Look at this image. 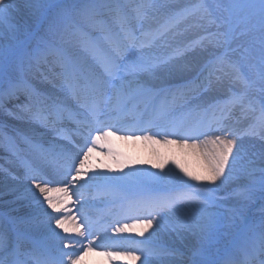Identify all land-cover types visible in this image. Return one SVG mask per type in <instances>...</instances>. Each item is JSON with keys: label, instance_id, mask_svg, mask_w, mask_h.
<instances>
[{"label": "rangeland", "instance_id": "374dc122", "mask_svg": "<svg viewBox=\"0 0 264 264\" xmlns=\"http://www.w3.org/2000/svg\"><path fill=\"white\" fill-rule=\"evenodd\" d=\"M29 3L30 0H13V9L8 13L6 19L0 22V44L5 48H10L15 47L20 42H25L29 50H35L37 45L43 40L47 42V48L38 59L36 57H26L22 67H20L17 62L10 64L7 71L11 74L13 79L22 81L26 86L32 89H35V85L38 82H44L52 94L56 96L55 98L54 95L45 96L41 94L48 99L49 103L58 102L66 104L69 110L75 112L74 110H79L76 101L62 88L63 80L61 73L64 71V68L61 59L67 58L74 61L78 66L91 69L92 67L88 64L91 62L96 64L97 61L94 54H91L92 47L94 45L96 47L98 45L97 42L104 44L109 43L106 37L126 42V34L132 32L135 36L139 37L137 44L143 42L148 45V47L143 49V52L153 61L160 62L172 58L168 64H161L160 71L156 74L161 80L167 83L176 80L181 81H179L178 84L171 83L156 89H167L171 86L180 85L174 91L177 93L178 101L185 99V102L180 101L181 104L178 108L184 107L185 109H183L184 113L182 115L172 119L182 123L185 127H194L203 121L204 126L201 128V131L208 134L199 136L196 140L197 144L210 140L214 138L215 135H221L219 131H216V129L220 127L216 121L221 117L220 109L223 107L224 102L234 93H239L244 89L245 85L243 82L245 80L252 84L251 87L247 88V95L243 104H238L231 110L229 116L236 114L237 119L230 121L226 120L224 123H229V128H232L240 138L244 154L256 160L257 178L259 177V168L261 167L260 155L261 152L264 151V139H261L258 134L256 136L248 134L251 126L256 123V117L259 115L260 101L262 95H264L259 90L258 73L260 67L258 49L260 32L258 25L253 28L251 25L240 22L239 26L236 27L235 31L228 38V43L226 45L223 47L215 46L210 44L209 40L219 38V40L223 42L225 37L221 35V33L227 30L226 27L218 28V22H214L216 17L222 15L221 10L217 7L218 4L221 3V0H119L120 8L118 10L114 2L112 10L104 9L102 13L92 18L84 16L76 17L75 21H67L61 24L57 31L48 32L46 28L36 29V18L33 15V9L29 7ZM193 4L203 5L204 8L207 9V12L200 10L193 13L191 16H182L183 10L191 7ZM138 9L142 10L140 14H138ZM209 13L211 15H209ZM241 15H243V13H241ZM113 20L115 22L118 21V23L115 24ZM101 25L104 26V28H101ZM33 32L35 33L34 36L31 35ZM195 42H202L203 47L190 49L184 52L182 56L177 55L178 52L189 49V46L193 45ZM107 47L108 50H105L106 52L111 50L109 45ZM225 52L230 53V60L220 66V71L216 72L212 77L214 85L211 88L202 87L199 91L189 92L188 95L184 97L179 95L180 91L187 92L189 87L198 83L197 77L203 79L200 70L205 63ZM82 55L84 58H82ZM94 67L96 69L98 68L96 65H94ZM203 75L206 76L207 73L205 72ZM147 79H149V77ZM151 83L154 85V81H151ZM161 98L163 97H158L156 103H159ZM167 98L169 100V95ZM190 99L194 100L191 106L188 105ZM26 103L27 97L21 92L18 99L7 102L6 110L2 112L7 120H13V118L17 116L16 114L22 117H32L35 120L34 122L41 125V131H54L58 133V135L51 136L58 142L57 145L53 143L41 144L44 148L49 149V153L60 151L62 148H71L73 152L77 151L78 149L72 147L69 140L76 145L83 144V142L80 143L81 139L76 136L77 126L73 123L75 121L74 119L65 118L61 119L62 121L59 124L51 122L45 124L37 119L33 112L27 110L21 111L20 106ZM250 107H255L256 112L252 113ZM148 112L151 116V106H149ZM80 118L82 117H76V119ZM100 118L103 120V114ZM167 119L172 120L170 117H167ZM123 121L124 119L116 121L114 124L116 128L121 125ZM153 128L154 127L149 128V134L154 133L155 129ZM157 129H159V127ZM15 130L18 131V135ZM15 130L6 126L0 128V133L3 132L4 135L2 136L4 141L0 144V147L3 146V148H6L8 147L9 141H13L9 132L20 137L19 139L26 137V135L21 133L16 127ZM61 133L66 134L69 139H65L64 135H61ZM115 135L119 136L122 134L116 132ZM156 139L161 140V143H157L155 146L149 144L144 153L141 148L138 149L134 145L128 146L123 143H121L120 148L114 149V151L119 154L118 159H122L125 162V166H127V162L132 168L133 173L141 179V182H139L137 186H117V190H112L110 192L111 194L104 193L106 194L104 200L108 202L106 204L116 202L113 201L114 198H111V195L115 193V196L123 193L125 197H140L137 207L134 208V206L131 205L126 211H117L116 208L118 205L113 204L107 211V215H109L108 218H111V220L117 213L127 211L139 212L140 215H147L148 209L141 208L138 210V208H140L145 201L154 198L174 200L177 196L195 191L198 188L208 189L215 187V185L208 184L204 181L195 182L188 180L180 171L182 167L193 174H202L204 162L197 149L180 147L179 141L177 144L165 145L163 143V138L160 136H156ZM30 141L34 142L35 140L31 138ZM186 143L190 145L193 141L189 139ZM16 147L18 148V146ZM25 147L37 152L38 150H44V148H37V146L31 144H26ZM208 147H211V145H208ZM95 151H98V148ZM147 151L150 156L146 154ZM14 154L15 155L11 157L10 160L0 158V173L2 171L6 175H11V169L14 168L16 171L29 174L27 173V166L21 167L19 165H31L34 167L39 165V167H47L44 159L45 156L42 154L36 164H31L25 159H30L31 156L29 157L27 152L23 150H19V152H15ZM123 156L124 158H122ZM104 159L107 158L105 157ZM160 163L165 165L163 169L155 166ZM85 171L90 175V168H86ZM177 177H180V179H177ZM183 181H187V184L195 185V188H188ZM247 184H249L248 179L244 176H240L238 180L230 184L221 185L215 193L220 201L219 206L208 209V211L214 215L218 214L222 223L217 241L210 249V251L216 253L215 259L222 261L226 258H230L229 256H234V258H232L233 260L240 262V264H244L252 254L259 250L261 243L260 235L261 232L264 231V228H262V226H264V197L261 196L258 187L253 201L244 206L243 216L238 217L237 222L231 227H225V225L230 223L229 220L226 219L229 211L240 207L237 197L243 190V186ZM89 185L91 187L95 184L81 182L71 191L76 194L79 189ZM102 198H104V196L88 200L87 202L90 203L88 209L92 210L94 207H100L98 205L102 207V202L104 201L101 200ZM68 199L70 201L69 207H72L71 216L74 222L80 226L78 216L89 217L87 213L85 214L86 211L83 210L86 203L85 201H81V198L76 197V195H70ZM124 200L120 202L122 205ZM75 201H79L80 203H75ZM24 206L26 205L24 204L23 207ZM27 207H29L27 209L30 210H41L46 208L47 205L45 204L41 207V205L36 202L34 205L29 204ZM200 207L201 206L196 203L177 205L175 210L165 213V227L156 230V232H159V235L161 234L164 236L170 233L175 239L176 236H179L182 241L189 240L192 242V252L191 250H189L190 252H186L188 256L186 258V264H192L194 259H199V253L206 247V242L200 237L198 229H180L177 231L173 230L169 225H176L181 221H190L198 217L200 215ZM77 208L80 209L79 213L76 211ZM115 211H117L116 214H114ZM110 215L112 217H110ZM103 217H105V215L100 218V221L97 223L98 225L105 222ZM15 218L21 223L16 225L18 228L28 223L25 222L27 217H24L22 214L16 213ZM1 219L2 218H0V220ZM3 219V224L7 226L8 232L10 230L13 231L12 228L17 231L18 228L16 229L12 226V224L16 223L13 222L15 219L13 221H8L5 218ZM119 223L122 225L125 223L132 224L133 217H127L126 220L120 221ZM118 224H114L113 227L117 228ZM243 224H245V226L247 224L249 228L246 229L245 227L244 229ZM37 225H39V223L35 224V230ZM37 231L40 230L37 229ZM126 231L124 232L125 235L133 234V236L138 239L137 248L132 249L134 254L138 255L140 249L153 247L158 250L156 254L148 257L153 261L155 259L160 260L162 257H169L166 255H173L171 249L169 250L167 247L163 248L164 245L161 247H159V245L156 246V242L145 241L144 243H139V241L144 239L137 235L135 230H132L131 233ZM247 232L251 234L241 240L240 238ZM62 233L64 232L62 231ZM145 233H147V231ZM22 234L29 242L30 236L25 233ZM118 235H120V233L116 231H114L113 235L108 234L107 240L103 243L106 245V248H103V252L107 254L111 253V255H106L107 258L119 255V253L116 252L117 250L115 251L116 248L109 245V243L115 242ZM51 241L52 240L49 239H45L43 242L30 240L32 244H36L35 247H45V245L51 244ZM64 242L66 243L68 241L64 240ZM153 243L154 245L151 246L150 244ZM7 248L9 249V246ZM96 253H98V250H96ZM257 259H259V257H257Z\"/></svg>", "mask_w": 264, "mask_h": 264}, {"label": "snow or ice", "instance_id": "6c2138e0", "mask_svg": "<svg viewBox=\"0 0 264 264\" xmlns=\"http://www.w3.org/2000/svg\"><path fill=\"white\" fill-rule=\"evenodd\" d=\"M118 10L120 8L119 0H30L29 7L33 9L35 16L36 29L46 28L48 32H55L59 26L67 21H75L76 17L84 16L92 18L97 14L102 13L104 9L112 10L113 3ZM218 9L222 15L215 18L214 22L217 27H226V31L221 33L225 37L223 42L216 39H210L209 43L215 46L223 47L228 43V38L239 26L240 22L246 25H251L255 28L257 25L260 32L258 58L260 71L259 90L264 94V0H221L218 4ZM13 9V0H0V22L6 19L8 13ZM207 9L203 5L193 4L191 7L183 10L182 16H191L193 13ZM138 14L141 9H138ZM243 13V15H241ZM209 15H211L209 13ZM35 35V33H31ZM111 44V50L108 52H99L94 46V56L97 63L103 69L102 74H97L92 69H86L78 66L74 61L67 58H62L61 63L64 71L61 73L63 84L62 88L76 101L79 110L75 113L68 109L66 104L52 102L43 97L35 89L26 86L22 81L13 79L7 68L13 62H17L20 67L23 65L24 59L36 57L37 59L43 54L47 48V42L41 41L35 50H29L25 42L18 43L15 47L5 48L0 44V111L6 110L8 101L18 99L21 92L27 97V103L21 105V111L27 110L33 112L35 117L45 124L55 123L60 119H74L77 128L76 134L79 135L83 144L76 145L71 140L69 143L72 147L78 150L73 152L71 148H62L54 155L46 154L44 159L47 167L28 166V179L32 181V189L39 193L35 196L36 202L41 205H47L43 209L42 218L38 219V223L46 224L51 231L54 239L64 241L66 238L61 236L55 229H62L64 233H68V229L64 227L68 216L71 215V210L68 206L70 195H75L71 190L74 189L79 181L88 176L85 169L88 167V161L93 152L99 148L103 151L107 149L106 155L111 157L117 168L123 172L125 162L118 159L119 154L112 150L109 142V137H112L118 131L115 125L107 124L101 120L103 110L108 108L112 112L123 113L125 115L132 113L137 115V127L129 130L131 134L120 136L119 139H137L151 141L152 143H161L156 136L163 138L165 145L177 144L179 141L180 147H190L197 149L203 159L204 166L202 174H193L187 169L180 168L184 177L195 182H207L215 185L214 188H198L195 191L177 196L174 200L151 199L145 201L141 208L148 209L147 215H138L133 217V223H125L122 227L115 229L118 233H123L126 230L132 231L137 225L142 227V230L137 233L147 241L145 232L149 229L156 231L164 228L165 213L172 212L179 204H199L200 215L192 220H184L176 225H169L173 230L193 228L199 230V235L206 247L199 253V259H194L192 264H240V262L231 258L218 260L214 257L216 253L210 251L213 244L217 241L222 223L218 214L214 215L208 209L218 207L219 199L215 193L221 185L230 184L244 176L248 179L249 184L243 186V190L239 193L237 199L240 207L231 209L226 219L229 224L225 227H231L238 220V217L243 216L244 206L253 201L256 195L257 187L262 197H264V151L261 152L260 160L261 167L259 168V177L257 178L256 160L248 157L242 150L240 138L236 132L229 128L224 121L229 118L232 108L238 104H243L247 95V88L251 87L248 81H244V89L239 93H234L228 98L223 107L220 109L221 117L216 121L220 125L216 129L221 135H215L214 138L203 141L200 144L196 140L201 135L208 133L201 131L204 126L202 121L194 127H185L182 123L172 119L167 120L170 114L172 104L175 102L177 93H171L172 101L168 100L169 90L156 89L150 79L154 78L156 73L160 71L161 64H168L172 58L166 61L155 62L143 52L147 44L141 42L137 44L139 37L132 32L126 34V42H122L111 37H106ZM203 47L202 42H195L177 55H184V52ZM230 60V53L225 52L215 59L209 60L201 68L200 73L203 79L197 77L198 83L188 88V91H180L179 95L184 97L189 92L199 91L200 88H211L214 85L212 77L216 72L220 71V66ZM235 67V66H233ZM207 75H203L204 73ZM158 97L159 103H156ZM141 104L144 105V112L148 111L149 106L152 108V113L149 119H144V113H139L138 109ZM252 113L256 112L255 107H250ZM76 117H82L76 119ZM166 121L165 123H159ZM151 127H159V131L149 134L148 129ZM259 130V131H257ZM136 132H141L142 135H136ZM249 135L256 136L257 134L264 139V95L260 101L259 115L256 117V123L249 129ZM65 139H69L66 134ZM169 136H174L175 139H169ZM191 139L192 144H187L186 141ZM211 145V147H208ZM9 149L15 151L16 144L13 141L8 143ZM78 161V163H77ZM161 169L164 164L155 165ZM239 166V167H238ZM103 167H109L104 165ZM179 167V165H178ZM51 168V171L48 169ZM73 170L74 174H73ZM139 171V170H137ZM128 174L125 173L124 179ZM154 175V174H153ZM57 177H60L59 179ZM68 177H71L69 180ZM91 178V177H90ZM100 179L105 181H113L116 177L100 176ZM180 179V177H177ZM188 188L193 189L195 185L187 184ZM75 203H80L75 201ZM82 207V205H81ZM51 209V212L48 211ZM77 213L80 209H76ZM55 228H52V225ZM80 225L84 229L79 228L76 232L79 236L91 235V226L87 223V217L80 218ZM264 228V226H262ZM259 250L252 254L244 264H264V231L260 235ZM80 244V252L64 251L73 246V242L69 241L63 244V248H57L55 253L48 252L39 258L35 259V264H79L84 254L92 251L96 245L89 241L84 245L81 241H75ZM140 255H135L134 252L126 253L130 259L140 261V264H148V257L157 253V249L153 247L140 249ZM17 258L13 264H33V260L28 257H33L34 252H20L14 250L13 253ZM111 255V253H108ZM259 257V259H257ZM0 264H3L0 261Z\"/></svg>", "mask_w": 264, "mask_h": 264}, {"label": "bare ground", "instance_id": "6f19581e", "mask_svg": "<svg viewBox=\"0 0 264 264\" xmlns=\"http://www.w3.org/2000/svg\"><path fill=\"white\" fill-rule=\"evenodd\" d=\"M83 57V56H82ZM46 64V63H45ZM92 69H96L93 65V63L88 64ZM96 67H98L97 71L98 74H102L103 69L100 67L99 64H95ZM89 69V68H88ZM93 69V70H94ZM101 70V71H100ZM148 77H145L147 79ZM151 81H154V86L155 88L162 87L164 85H169L171 83H176L178 84L179 81L181 80H176L172 82H165L164 80H161L157 74L154 78H149ZM164 81V82H163ZM46 85L44 83H40L38 85L39 89H46ZM169 92H171L169 90ZM46 93H50V91H47ZM171 96V95H169ZM185 102V99H183ZM169 101H172V96ZM190 103L188 104L191 106L194 102V100H189ZM181 103L177 100L172 104L170 114L168 117L175 118L177 116H180L184 113L182 108H178V106ZM187 105V104H186ZM139 113H144V119L146 120L149 118L150 113L147 111L146 113L144 112V107L143 104H141L139 110ZM15 118L13 120H7L6 116L3 114L2 111H0V128H3L4 126L9 127L13 130H15V127L21 131V133L25 134L27 138H33L35 142L38 144H56V142L51 136L52 135H58L56 132H48V131H41V125L36 124L34 122V119L32 117H22L21 115L16 114ZM8 118V117H7ZM27 118V119H26ZM137 115L129 113L127 115L123 113H118V112H112L108 108H106V111L104 112V122L107 124L113 125L114 121H118L120 119H124L122 124L117 127V129H122L123 131H118V133L122 134L121 136H126L131 134L129 130L134 129L137 127ZM237 115H231L227 120H236ZM169 120V119H167ZM166 121H160L159 123H165ZM188 124V123H186ZM228 127L230 126L229 123L226 124ZM158 127H154L155 132H158L159 129ZM158 130V131H157ZM16 131V130H15ZM11 137L14 139L15 143L19 146L20 149H22L24 152H27V155L30 157L31 160L34 163H37L41 153L37 151H32L30 149H27L26 143L27 141L20 140L14 133H9ZM136 135H142L141 132H136ZM2 134H0V144L3 143L4 139L2 138ZM118 137L120 136H113L109 137V142L112 150L118 149L121 146V143L126 144L128 146L134 145L138 149L141 148L143 149L142 152L144 153L147 149V147L150 145L155 146L157 143H152L151 141H146V140H137L135 138L133 139H119ZM175 139L174 136H169L170 139ZM247 140V139H246ZM244 140V141H246ZM56 147V146H55ZM18 151V148L15 149V151L9 149V147L3 148L0 147V158H3L4 160H10L11 157H13L15 152ZM107 149L105 148L103 151H101L98 148V151H94L92 156L90 157L88 161V167L90 168L91 171L89 172L90 175L83 177L84 182L86 183H94L96 186L94 187H85L86 189H80L77 191L75 194L76 196L82 195L83 198H95L99 195H101L103 192H111L112 190H117V186H122V185H127V186H137L139 185V182H141V179L136 176V174L133 173L132 168L129 166V164L126 162L127 166L124 167L123 172H121L117 166L113 163V160L110 159L111 157L106 155ZM57 152H54V154ZM148 156V151L146 152ZM107 159H104V158ZM124 158V156L122 157ZM104 165H108L109 167H103ZM51 171V168L48 169ZM73 170V174H74ZM94 171V172H93ZM11 175H6L2 171L0 173V218L4 216H9L10 218H14L16 216V213L22 214L24 217H27L25 222H28L24 227L22 226L21 229L25 230V232L29 233L30 235L36 237L37 239L44 240V239H53L55 243L53 244V248H63V242L57 241L56 239L53 238L51 231L49 230V227L46 224H40L37 225L36 230H35V224L38 223V219L42 218V213L43 209L41 210H35V209H27L29 207V204H35L36 200L34 199L33 193L35 192L34 189H32V181L28 179L29 174H23L20 171L14 170V168L11 169ZM125 173L128 175L124 179H120V177H124ZM109 176V177H116L117 179L109 182L105 181L103 179H100V176ZM91 177V178H90ZM58 179L60 177H57ZM69 180L71 178H68ZM82 180V179H81ZM80 180V181H81ZM79 181V184L81 183ZM78 184V185H79ZM101 184L103 185L102 188H100L98 185ZM98 186V187H97ZM103 190V191H102ZM111 194V193H109ZM116 194V193H115ZM114 195H111V197H114ZM106 195V194H105ZM35 196L38 197L39 193L35 192ZM68 206L70 204V201L68 198ZM140 200V197H132L131 199H128L125 204L126 205H136ZM26 205L23 207V205ZM70 210L72 207H69ZM51 212V210H49ZM134 215V214H132ZM135 215H138L137 213ZM121 218V217H120ZM92 220V219H90ZM52 228H55V225L53 224L51 226ZM64 227H66L69 231L68 233H71L72 236L66 235L62 233V229H55L56 232H58L61 236H64L65 238H70V240H79L82 239V236H79L76 232V229L79 228L81 231V227L77 225L76 223L73 224V219L71 218V215L68 216V219L65 222ZM40 230V231H37ZM106 227L102 226L99 228L94 229L92 233V237L89 241H92L96 247L101 248L104 247L105 245L103 244V241H106V238H104L103 235L97 236L100 231L105 230ZM137 233L142 230L140 226H136L134 229ZM109 231V230H108ZM107 231V232H108ZM131 233L132 231H128ZM112 233V232H109ZM37 236H36V235ZM95 234V236H94ZM21 238V236H19ZM145 237H147V241H153L156 242L159 247L162 245L163 248L167 247L169 250L171 249V252L173 255H166L169 257H162L160 260L155 259L154 261L148 258V264H186V258L188 257L186 255V252L191 250L192 252V242L189 240H184L182 241L179 236H176V239L172 234L167 233L166 235L162 236L161 234L159 235V232L153 231L152 229H149L147 233H145ZM20 238H18V241H20ZM136 237L133 236V234H128V235H123L119 236L117 242H113V244L116 245H111L118 249L119 255L113 256L112 258H107L106 255H108L105 252H98L96 253L95 249L92 251L87 252V254H84L82 259L79 261V264H140V261H135L133 262L129 256L126 255L127 252L132 251V249L137 248V241L135 240ZM144 239V237H143ZM152 239V240H151ZM72 242V241H71ZM96 242V243H95ZM3 244L7 245V241L4 242ZM21 245L24 246V242L21 240ZM80 246L74 244L72 247L68 249H63L64 251H72V252H80ZM95 247V248H96ZM2 248V244L1 247ZM21 252L20 247L18 249ZM190 252V251H189ZM122 253V254H121ZM171 253V254H172ZM188 254V253H187ZM13 255V254H11ZM137 255V254H135ZM140 255V253H138ZM189 255V254H188Z\"/></svg>", "mask_w": 264, "mask_h": 264}]
</instances>
